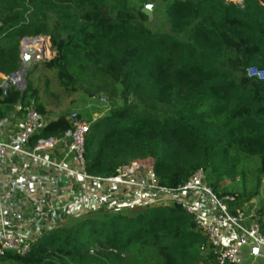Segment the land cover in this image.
I'll use <instances>...</instances> for the list:
<instances>
[{"label": "trees", "instance_id": "1", "mask_svg": "<svg viewBox=\"0 0 264 264\" xmlns=\"http://www.w3.org/2000/svg\"><path fill=\"white\" fill-rule=\"evenodd\" d=\"M166 13L169 32L154 33L130 0H0V74L21 66L23 38L47 37L54 55L36 65L54 71L65 93L111 100L86 136L90 175L152 158L166 187L203 168L214 192L232 194L221 181L235 178L242 156H257L264 175V80L248 74L264 69V0H175ZM24 79V89L0 86V106L34 108L47 117L38 88ZM131 95L139 104H131ZM66 117L49 118L30 144L61 135L69 128ZM256 215L264 234V207ZM212 260L192 215L177 203L93 211L45 230L23 254L0 256V264Z\"/></svg>", "mask_w": 264, "mask_h": 264}, {"label": "built area", "instance_id": "2", "mask_svg": "<svg viewBox=\"0 0 264 264\" xmlns=\"http://www.w3.org/2000/svg\"><path fill=\"white\" fill-rule=\"evenodd\" d=\"M226 1L239 3L242 0ZM30 41L40 44V48L29 52L25 44ZM20 46V58L26 66L34 60L47 58L51 52L49 39L43 36L23 40ZM248 74L264 80V69L250 68ZM22 80L21 76L3 75L0 86L5 89L13 85L22 89ZM66 118L69 128L61 135L39 137L30 144L32 137L44 128L47 119L36 109L28 108L17 135L8 140L0 137V160L14 154L24 155L70 178L72 183L68 196L73 200L75 215L86 207L96 211L110 210L108 205L118 196L127 201L141 196L154 205L180 204L184 211L192 215L195 229L209 244L213 255L210 264H241L243 250L254 258L264 250V234L254 211L245 214L237 208L235 195L214 192L203 168L195 170L186 182L176 188L159 183L152 158L132 160L118 166L114 173L92 176L86 171L85 160V140L90 124L76 112H70ZM2 125L0 121V130ZM62 146L60 156H54ZM96 187L104 190L97 192ZM167 198L169 202L166 203ZM35 233L38 238L43 231L36 228ZM31 242L33 240L24 239L16 233L0 231V256L9 250L23 254Z\"/></svg>", "mask_w": 264, "mask_h": 264}, {"label": "crops", "instance_id": "3", "mask_svg": "<svg viewBox=\"0 0 264 264\" xmlns=\"http://www.w3.org/2000/svg\"><path fill=\"white\" fill-rule=\"evenodd\" d=\"M2 81L3 75L0 74V85ZM0 111L3 115L0 137L8 140L17 135L25 112L19 105L0 106ZM62 150L63 146L59 147L54 156L59 157ZM70 183V178L24 155L14 154L0 160V231L16 233L34 241L37 239L36 228L44 232L64 225L70 218L96 211L86 207L79 215L73 213V200L68 196ZM96 190L102 192L104 189L96 187ZM10 198L15 200L7 203ZM165 202H169L168 198ZM140 203L151 205L145 197H133L127 201L118 196L107 208L131 210ZM241 264H264V250L255 258L243 250Z\"/></svg>", "mask_w": 264, "mask_h": 264}, {"label": "rangeland", "instance_id": "4", "mask_svg": "<svg viewBox=\"0 0 264 264\" xmlns=\"http://www.w3.org/2000/svg\"><path fill=\"white\" fill-rule=\"evenodd\" d=\"M173 1L175 0H130V6L141 10L148 6L150 14L147 16L146 26L154 33H168L169 23L166 9ZM53 55L52 51V54L50 52V55L45 59H50ZM23 63L21 60V65H24ZM36 64H38L36 60L28 64L25 78L38 88L40 102L48 112V118L61 113H65L67 116L70 112H76L91 125L107 114L111 100L106 94L100 93L95 97H88L83 93V90L65 93L58 85L54 71L41 69ZM116 102L120 104L121 99L118 97ZM130 102L139 104L135 95L130 96ZM258 168L259 159L257 156H242L235 178L221 181L222 188L236 196L237 208L245 214H249L252 210L256 214L259 208L264 207V175L259 173ZM137 206H143V203ZM120 210L125 212L127 209Z\"/></svg>", "mask_w": 264, "mask_h": 264}, {"label": "water", "instance_id": "5", "mask_svg": "<svg viewBox=\"0 0 264 264\" xmlns=\"http://www.w3.org/2000/svg\"><path fill=\"white\" fill-rule=\"evenodd\" d=\"M146 16H148L149 14H150V10H149V7L148 6H145L144 8H142V10H141ZM43 37H45V36H43ZM27 39H31V38H28V37H25V38H23L21 41H23V40H27ZM21 47L22 46H20V49H21ZM50 51L52 52V49H51V47H50ZM45 59L44 58H41V59H38V60H36L38 63L39 62H42V61H44ZM26 68H28V66H26V65H21L19 68H18V70L13 74L14 76H21V77H23V80H22V82H21V88L22 89H24L25 88V86H26V82H25V79H24V73H25V70H26ZM15 199L14 198H10L8 201H7V203H10L11 201H14Z\"/></svg>", "mask_w": 264, "mask_h": 264}, {"label": "bare ground", "instance_id": "6", "mask_svg": "<svg viewBox=\"0 0 264 264\" xmlns=\"http://www.w3.org/2000/svg\"><path fill=\"white\" fill-rule=\"evenodd\" d=\"M25 46L29 48L28 49L29 52L36 51V50H38L40 48V44H37L36 42H32V41L27 42L25 44ZM48 54H49V50H47V52H46V55H48Z\"/></svg>", "mask_w": 264, "mask_h": 264}]
</instances>
